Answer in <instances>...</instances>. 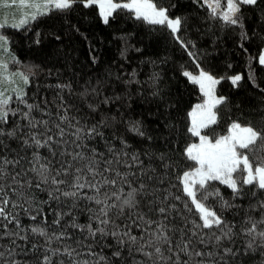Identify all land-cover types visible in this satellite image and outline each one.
<instances>
[{
  "label": "snow or ice",
  "instance_id": "snow-or-ice-1",
  "mask_svg": "<svg viewBox=\"0 0 264 264\" xmlns=\"http://www.w3.org/2000/svg\"><path fill=\"white\" fill-rule=\"evenodd\" d=\"M193 2L202 18L172 0H0V264H264V0ZM85 22L116 46L102 74L51 60L79 35L99 68ZM194 31L230 41L247 76L208 61ZM164 34L195 63L177 78L189 105L163 83ZM221 81L251 82L259 104L218 94Z\"/></svg>",
  "mask_w": 264,
  "mask_h": 264
},
{
  "label": "trees",
  "instance_id": "trees-1",
  "mask_svg": "<svg viewBox=\"0 0 264 264\" xmlns=\"http://www.w3.org/2000/svg\"><path fill=\"white\" fill-rule=\"evenodd\" d=\"M172 3L176 4V8L173 10L176 14L188 13L189 15L199 16L201 18L206 14V6L205 9H198V6L194 4L193 0H172ZM41 27H44V25L42 24ZM81 31L91 32L92 39L98 42L100 51H97L96 54L102 55L103 59V62L100 64L99 68H96L95 66H93L91 69L89 68L88 61L86 59V57L90 58V53L88 52L89 42L79 35L64 37L63 44L55 46L58 51L50 50L51 60H59V63L56 65L57 67H62L66 63L68 72L75 71L77 74H80L83 69L84 72H89L91 74H102L105 71L108 63L112 60H115V57L118 55L116 46L115 44L108 45L104 41L100 40V37L106 34V29L101 24L85 22L82 25ZM21 35L25 34L21 33ZM217 35H221V33L217 32ZM165 36L166 34L161 36L160 47L162 48L166 42L168 43V54L171 59L168 61V63L158 66L162 72L163 83L167 85L174 94L179 91L182 96V103L184 105H189L190 102H195L198 97L194 92L189 91L191 85H189V88H186L184 82L177 84V78L179 76V65L181 63L188 67L189 70L196 71L195 63L190 60L186 53L181 59V54L179 52L173 51L170 37L165 39ZM192 36L194 39H197L200 49L207 50L208 61L223 64L225 57H230L235 70L247 76V56L242 55L241 52L234 49L230 41L225 40L223 43H218L217 47L213 49L212 36H200L195 31L192 33ZM225 44L227 45V48L225 47ZM26 48V40L21 43L20 36H15L13 38V49H19L18 54L22 60L35 59V57L27 54L25 51ZM144 54L145 56L163 55V53H157L152 49L146 51ZM36 62H39V60ZM205 66L207 67V61ZM173 68L177 69L175 73L171 71ZM140 71L141 78L143 79L144 76L150 75L152 73V65L148 64L147 66H142ZM257 77L264 79V74L257 72ZM41 80L42 83H44L43 78H41ZM184 81H186V78H184ZM217 88L218 94L231 96L233 102H235L241 96L246 95L248 97V99L245 100L246 104H251L252 106H257L259 104V92H253L255 86L251 85V82L242 84L239 91L235 86L231 85L230 81H221V83L217 85ZM43 95L44 93H41V97H43ZM48 97L51 99V93H48ZM138 103L140 102L138 101ZM234 114L235 111L233 112V115ZM221 115L222 121L220 127L223 128L224 119H226L227 116L226 108L221 109ZM151 119L152 118L149 117L148 122H151ZM229 215H231V213H229ZM49 217L51 218V214H49ZM25 222H27V218H25Z\"/></svg>",
  "mask_w": 264,
  "mask_h": 264
}]
</instances>
